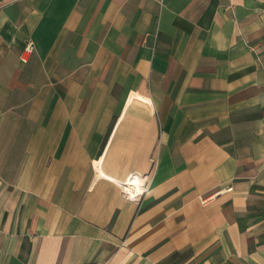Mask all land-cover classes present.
Listing matches in <instances>:
<instances>
[{"label": "crops", "instance_id": "0c3cea01", "mask_svg": "<svg viewBox=\"0 0 264 264\" xmlns=\"http://www.w3.org/2000/svg\"><path fill=\"white\" fill-rule=\"evenodd\" d=\"M0 264H264V0H0Z\"/></svg>", "mask_w": 264, "mask_h": 264}, {"label": "bare ground", "instance_id": "6f19581e", "mask_svg": "<svg viewBox=\"0 0 264 264\" xmlns=\"http://www.w3.org/2000/svg\"><path fill=\"white\" fill-rule=\"evenodd\" d=\"M95 168H96V177L97 178H99V177H105L106 178V176L101 172L98 165H96ZM110 180H113V179H110ZM143 183H144V181L139 179L138 177L130 176L129 178L125 179L123 182L119 183V185L121 186V189L123 191L130 193L134 197L135 194H137L140 191L139 186L142 185Z\"/></svg>", "mask_w": 264, "mask_h": 264}, {"label": "built area", "instance_id": "2783aa9c", "mask_svg": "<svg viewBox=\"0 0 264 264\" xmlns=\"http://www.w3.org/2000/svg\"><path fill=\"white\" fill-rule=\"evenodd\" d=\"M32 49H33V46H32V44L31 43H29V44H27V46L25 47V51L27 52V53H30L31 51H32ZM132 176H134V177H139V178H144V180H145V182L142 184V185H140L139 186V188H140V191L137 193V194H135V196L133 197L130 193H128V192H126V191H123L122 189H121V186L119 185V187H120V189H121V192H122V194H123V196L126 198V199H128V200H130V201H133V202H138L139 200H140V198L146 193V191H147V186H146V177H144L143 175H140V174H136V173H132ZM206 201V199L205 200H203L202 202L204 203Z\"/></svg>", "mask_w": 264, "mask_h": 264}]
</instances>
